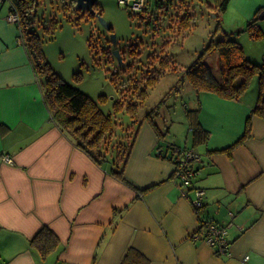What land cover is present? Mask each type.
Returning <instances> with one entry per match:
<instances>
[{"label": "crops", "instance_id": "crops-1", "mask_svg": "<svg viewBox=\"0 0 264 264\" xmlns=\"http://www.w3.org/2000/svg\"><path fill=\"white\" fill-rule=\"evenodd\" d=\"M239 2L244 24L264 7V0ZM10 14V4L0 0V264H120L130 247L149 264H264V120L251 116L249 136L230 156L221 152L242 137L257 98L224 100L189 91L183 122L173 123L169 110L155 120L176 124L168 138L160 123L162 137L142 120L146 113L139 114V130L118 179L110 161L96 164L52 120L44 77L35 72ZM259 22L264 32V21ZM262 52L259 59L247 58L261 64ZM189 110L199 111L209 132L205 144H192ZM173 146L199 154L192 187L204 191L203 213L227 227L229 256L191 241L200 215L191 205L192 191L183 197L174 178ZM43 227L58 241L45 259L30 245Z\"/></svg>", "mask_w": 264, "mask_h": 264}, {"label": "trees", "instance_id": "trees-1", "mask_svg": "<svg viewBox=\"0 0 264 264\" xmlns=\"http://www.w3.org/2000/svg\"><path fill=\"white\" fill-rule=\"evenodd\" d=\"M2 1L8 2L10 13L17 15L16 25L20 30L19 37L29 53L35 72L44 77L42 81L43 96L51 111L52 120L66 130L77 147L96 164L102 166L110 161L111 174L118 179H122L125 164L139 130L137 121L139 111L147 102L150 90L157 86L161 78L168 72H180L182 80L186 81L197 95L211 93L224 100L239 99L248 89L252 78L257 77L256 105L246 120L242 137L235 144L221 150L228 156L231 155L232 149L237 144L249 136L250 117L257 116L264 120V56L261 64L251 62L235 37L238 33L246 32L252 39H262L263 33L258 15L264 10V7H261L254 17L247 21L243 31L235 32L233 35L224 32L222 37L215 40L214 36L221 27V15L226 12L231 0H211V3L204 4L206 12H202L201 15L214 14L215 31L202 46L195 59L188 66L183 67L168 54V49L172 43L184 40L196 26V12L192 0H145L143 8L134 14L152 25L155 32L165 27L164 30L168 31V35L160 46L159 54L148 55L142 66H135V60L129 62L126 68H120V73L127 76L126 81H120V73L112 74L111 82L119 89V99L113 104V113L105 114L98 105V103L106 101L104 96H100L96 102L85 93L64 82L59 75L52 71L44 54L42 38L35 30L36 8L40 4V0ZM73 6H71V10L79 15L77 20L85 18L86 15L95 17L94 12L76 11ZM95 11H98L96 7ZM130 16L135 17L133 14ZM49 25V29L54 32L57 22L51 20ZM107 42L111 43L110 39ZM89 46L92 47L91 40H89ZM109 49H105L104 56L107 61H116L112 58ZM128 51L131 59H135L137 51L132 49ZM215 53L219 60L220 80L213 75L206 63L207 58ZM120 54L124 58L125 51H120ZM159 109V106H155L144 115L142 120L151 124L158 135L162 137L163 134L155 123V120L160 116ZM121 112L130 116L132 124L124 130L125 135L118 142H114L117 138L113 115ZM198 112V110H189L186 113L193 146L205 144L209 138V132L201 126L198 120ZM137 125L138 127L134 130V126ZM121 140L126 145L120 143ZM117 143L119 145L115 146ZM30 245L37 250L41 259H45L58 247V241L47 227H43L30 241ZM120 264H149V262L142 254L130 247L125 252Z\"/></svg>", "mask_w": 264, "mask_h": 264}, {"label": "rangeland", "instance_id": "rangeland-1", "mask_svg": "<svg viewBox=\"0 0 264 264\" xmlns=\"http://www.w3.org/2000/svg\"><path fill=\"white\" fill-rule=\"evenodd\" d=\"M73 1L40 0V4L36 8L35 30L42 38L44 54L52 71L59 75L64 82L85 93L96 102L100 96H104L106 101L98 103L99 108L105 114H112L113 104L119 99V89L111 82L112 74L120 73V68H126L129 62L135 60V66H142L148 55L159 54L160 46L164 43L168 31L162 27L160 31L155 32L152 25L148 24L146 20L138 18L136 14L130 13L125 6L118 3V0H97L93 8L95 17L86 15L85 18L77 20L79 15L71 10ZM192 2L196 12L195 28L184 40L172 43L168 49V54L174 58L175 62L182 65L189 64L191 60L195 59L216 27L214 14L201 15L202 12H206L204 4L211 3V0H192ZM240 6L243 5L239 0L234 3L233 0L230 2L226 12L221 15V27L214 36L215 40L222 37L224 32L233 35V29H237L236 27L241 23L244 24L241 17H244L243 13L246 11L240 12ZM95 7L98 11H95ZM4 11L7 16V4L4 5ZM98 12H100L101 19L111 27V31L105 29L100 23L97 18ZM51 20L57 22L54 32L49 29ZM244 25L246 26V24ZM261 30L263 37L259 40L250 38L246 32L238 33L235 36L242 45L246 57L249 55L261 58L262 48L264 52V32L262 28ZM112 34L116 37L115 47L112 46V43L107 42ZM89 40H91V48ZM108 48H110L114 60L116 59L112 54L113 50L125 51L124 58L120 54L123 59L122 65H119L117 60L107 61L103 53ZM130 49L137 51L135 59H131L129 56L128 50ZM206 63L213 75L220 80L218 55L216 53L211 55L207 58ZM119 78L121 82H124L127 76L120 73ZM257 90L258 80L257 77H253L244 95L247 99H250L251 95L253 98H257ZM189 91L193 93L195 90L182 80L180 72H168L161 78L159 84L150 90L149 98L139 114L147 113L155 106H159L160 116L161 111L168 114L169 110L173 116V123H177V120L183 122L181 115L185 114V105L187 106L189 103V96H191ZM162 100L164 101L161 103ZM183 119L186 121L185 118ZM113 120L116 124L117 138L114 142H118L125 135L124 130L132 124V120L125 112L113 115ZM159 123L162 125L165 138H168L171 126L176 124H172L169 118L167 120L160 119ZM137 127L138 125L133 129L136 130ZM158 127L161 128L160 125ZM178 128L181 129V127ZM119 142L126 145L123 140ZM117 145L119 144H115V146Z\"/></svg>", "mask_w": 264, "mask_h": 264}, {"label": "built area", "instance_id": "built-area-1", "mask_svg": "<svg viewBox=\"0 0 264 264\" xmlns=\"http://www.w3.org/2000/svg\"><path fill=\"white\" fill-rule=\"evenodd\" d=\"M118 3L125 6L130 12H139L145 0H118ZM10 22H17L16 14L11 13L8 17ZM172 155L175 156L174 178L179 183L181 195L188 198V192L192 191L193 197L190 199L191 205L196 213L200 215L199 228L190 239L193 242L203 241L219 256L230 255V241L228 240V230L226 226L220 225L214 219L203 213L204 191L193 186V181L197 176V169L193 164L199 160V154L194 148L171 147ZM3 161L12 164V159L4 155ZM248 259L246 256L244 261Z\"/></svg>", "mask_w": 264, "mask_h": 264}, {"label": "water", "instance_id": "water-1", "mask_svg": "<svg viewBox=\"0 0 264 264\" xmlns=\"http://www.w3.org/2000/svg\"><path fill=\"white\" fill-rule=\"evenodd\" d=\"M75 10L76 11H87L90 13H93V7L95 6L97 0H75ZM97 18L99 19L100 23L105 27V29L110 30L111 27L109 25H107V23H105V21H103L101 19V17L99 15H97ZM258 19L259 20H264V10H262L260 12V14L258 15ZM110 41L112 43V46H116V37L115 35H111L110 37ZM113 56L115 57V59L117 60L118 64L121 65L122 64V59H121V55H120V51L118 49H115L112 51Z\"/></svg>", "mask_w": 264, "mask_h": 264}]
</instances>
